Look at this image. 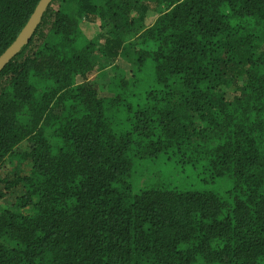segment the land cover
I'll use <instances>...</instances> for the list:
<instances>
[{
  "label": "trees",
  "instance_id": "16d2710c",
  "mask_svg": "<svg viewBox=\"0 0 264 264\" xmlns=\"http://www.w3.org/2000/svg\"><path fill=\"white\" fill-rule=\"evenodd\" d=\"M10 195L0 264H264V0H53L0 72Z\"/></svg>",
  "mask_w": 264,
  "mask_h": 264
},
{
  "label": "rangeland",
  "instance_id": "374dc122",
  "mask_svg": "<svg viewBox=\"0 0 264 264\" xmlns=\"http://www.w3.org/2000/svg\"><path fill=\"white\" fill-rule=\"evenodd\" d=\"M156 12L157 11H153V10L147 12L146 21H145L146 24H151L153 22V20L156 17V14H157ZM87 25H85V28H84L86 33L90 37H95L99 33V30H100L99 23L98 22H95V23L92 22L91 24H87ZM101 60L102 59L96 58L95 56L93 57V64H94L93 72L91 75H89L87 80L88 81H94L95 83H100L99 85L101 86V89H103V92L109 93L107 91V89H108L107 84L108 83H106V80H107L108 75L114 74V70H111L110 68H108L106 71H103L101 69V66H102ZM123 67L124 66L122 65L119 68H123ZM100 70H102V71H100ZM239 83L243 84V80L241 78L239 79ZM232 91L233 92L235 91L234 87L232 88ZM23 167H24L23 163L16 161V159H14V158H13V160H9L8 164H7V168L9 169V171L11 173H17L19 171L24 172L26 170V168L23 169ZM158 179H160V178H158ZM18 194H19V190L17 189L15 191V195H18ZM13 202H14V197L10 195V196H7L6 198H4L2 200L0 206H1V208H8L9 206H11L13 204Z\"/></svg>",
  "mask_w": 264,
  "mask_h": 264
},
{
  "label": "water",
  "instance_id": "95a60500",
  "mask_svg": "<svg viewBox=\"0 0 264 264\" xmlns=\"http://www.w3.org/2000/svg\"><path fill=\"white\" fill-rule=\"evenodd\" d=\"M53 0H39L33 13L29 17L15 40L0 55V72L5 66L31 41L34 33L38 29L43 16Z\"/></svg>",
  "mask_w": 264,
  "mask_h": 264
}]
</instances>
